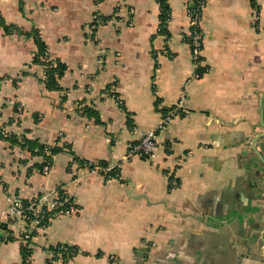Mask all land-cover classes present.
I'll return each instance as SVG.
<instances>
[{
	"label": "crops",
	"instance_id": "obj_1",
	"mask_svg": "<svg viewBox=\"0 0 264 264\" xmlns=\"http://www.w3.org/2000/svg\"><path fill=\"white\" fill-rule=\"evenodd\" d=\"M168 1L169 34L158 0H0L67 64L48 89L33 38L0 26V129L17 139L0 138V264H24L11 200L60 189L79 210L33 235L29 264H264V0H206L201 74L187 39L196 0ZM181 98L154 158L128 157ZM24 138L63 147L49 171ZM59 243L77 253L52 258Z\"/></svg>",
	"mask_w": 264,
	"mask_h": 264
},
{
	"label": "built area",
	"instance_id": "obj_2",
	"mask_svg": "<svg viewBox=\"0 0 264 264\" xmlns=\"http://www.w3.org/2000/svg\"><path fill=\"white\" fill-rule=\"evenodd\" d=\"M206 0H198L197 3H192L189 7L190 15V27L187 32V39L192 48V54L195 63L198 68L201 67L202 63V47H203V30L201 28V19L203 7ZM161 26L159 25L158 30L160 31ZM199 72L198 74H201ZM183 111V98L171 106L163 115L162 121L159 123L157 129H151L142 133L141 137L129 143L128 145V157L139 156L145 158H154L155 147L157 146V131L167 126L174 117L179 115ZM89 163L92 170H108L113 166L104 167L100 165H92ZM49 164H45L42 168L44 172L49 171ZM62 192L66 193V190ZM25 202L22 198L14 197L11 200L9 207L3 210L4 215L9 218H19L25 225V229L22 232L23 242L25 246L30 247L31 239L33 237L32 231H38L47 226V220L52 219L53 216L62 213H76L79 207L76 205V201L70 200L68 206H64L65 201L61 198L59 190H55L52 194H44L37 196L29 201ZM50 211V213H49ZM48 212V213H47ZM67 246H72L68 243H59L49 249V253L52 258H64L69 259L73 257L77 250L72 248L66 251ZM31 261V253L25 255L23 263L29 264Z\"/></svg>",
	"mask_w": 264,
	"mask_h": 264
},
{
	"label": "trees",
	"instance_id": "obj_3",
	"mask_svg": "<svg viewBox=\"0 0 264 264\" xmlns=\"http://www.w3.org/2000/svg\"><path fill=\"white\" fill-rule=\"evenodd\" d=\"M161 6V14H160V31L163 33L169 34L168 30V21L171 17V6L168 0H158ZM198 0L195 1L197 3ZM254 4H256V0H252ZM0 26L3 27L5 32L7 33H13V32H19L22 34H25L28 37H32L37 45V51L33 57V62H37L43 65L44 67V82L48 89L54 90V89H60L61 84L59 82L60 78L65 74V71L67 70V64L63 61H61L59 58H53L49 51V46L47 42L42 37L41 31L37 27H33L31 30H24L20 26H18L15 23H9L6 21L5 17L3 16L2 12L0 11ZM200 72H203L205 69L204 67H200ZM86 112L89 115H95V111L92 108L86 107ZM100 120V118L97 116V121ZM130 120V119H129ZM0 138H8L12 142H17V139L15 135H4L0 129ZM23 145L27 146L33 153H42L46 157V161L44 163H50L52 164V155L54 153H57L61 150H63V147L58 145H48L45 143H41L38 141V139H29L24 138L23 139ZM47 149H49L51 154H48ZM75 160H78L80 163H85L87 160L79 159L78 157L74 158ZM43 163V164H44ZM43 164L40 166L42 167ZM94 164H91V166ZM63 190L60 189L59 193L61 195V198L65 201L64 206H68L70 203V197L68 196L67 192H62ZM41 195V194H40ZM25 202L30 203L28 199H23ZM48 213V212H47ZM50 213V211H49ZM54 217V216H53ZM11 220V219H10ZM14 220V218H12ZM51 219L47 220V224L49 223ZM7 222H0V226L2 228L7 229ZM37 231H32V235H34ZM2 238V237H1ZM24 245V244H23ZM75 248V245L67 246L66 251ZM23 254L28 255L32 252L31 247L28 246H22Z\"/></svg>",
	"mask_w": 264,
	"mask_h": 264
}]
</instances>
